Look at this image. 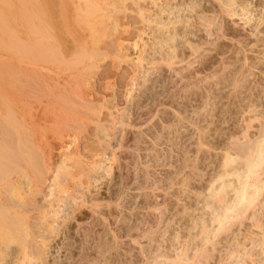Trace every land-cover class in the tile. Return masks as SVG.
<instances>
[{
    "label": "rangeland",
    "instance_id": "374dc122",
    "mask_svg": "<svg viewBox=\"0 0 264 264\" xmlns=\"http://www.w3.org/2000/svg\"><path fill=\"white\" fill-rule=\"evenodd\" d=\"M31 1L25 0L24 3H29L26 5L21 4L20 0H0V26L5 28L9 35L3 34L0 27V96L7 95L11 102L7 109L16 108L19 110L15 109L18 114L24 112L20 115L24 116L23 119L28 116L24 114L31 112L30 114L34 115L32 117L29 114L28 119L23 120L27 126L26 124V127L21 126L25 129L29 128L28 123H32V126L33 123L38 124L40 131L37 132L40 134L42 132V135L44 133L48 137L51 149L50 157L45 156V159H48L47 166L45 163L43 165L46 166L44 177L49 179L47 181L52 183V186L47 181L42 184L43 191L37 197V200H40L38 204L40 207L34 212L38 217L36 216L35 223L31 225L33 229L30 227L33 237L35 236L34 240L38 241L37 245L40 246L39 251H43L41 253L43 257L32 258L30 264H198L201 260L203 262L200 264H241L245 255L242 256L243 252H240L242 247L238 246L236 249L237 244L234 245L233 241L236 242L238 239L237 242L240 241L238 243L243 242L242 235L245 233L242 232L249 222L247 219L243 220V226L233 223L232 227L228 229L226 227L227 230L223 229V232L219 230L214 236L213 227L216 223L213 222L210 212L215 211L218 205L215 203L213 205L212 203L216 201L211 202L210 198L208 203L207 198L212 187L207 186L214 183H211V179H215L217 174L220 152L215 153L211 146L220 145L224 132H230L237 124L239 110L243 106L251 105L256 114L264 115V0H235V6L232 5L230 7L232 9L229 8L228 11H232L231 13L234 11L239 15L231 18L228 11L229 16L222 15L219 10L221 15L218 14L217 2L212 0H173L174 2L171 0V3H168L171 10L167 9L169 6L166 5L167 8L165 6L166 9L163 11L170 15L162 13L160 15L162 21L167 23L171 17L174 20L172 16L174 12L170 13L174 9L176 13L178 12V15L175 13L177 17L185 15L183 18H186L196 14L192 12H198L196 15L205 20L195 19L193 16L192 26L190 21L185 27L183 22H179L180 25L169 24L170 28L172 25H174L172 28L179 26L175 28L176 31L165 26L163 30L162 24H158L157 28L156 23L152 22V25L149 24L147 27L153 26V31L151 28H149L151 31L145 29L146 35H139L142 39L134 35L133 40L123 43V50L118 48L116 50L113 47L115 51H121L124 57H117L111 49L108 53L111 55L107 54L103 56L105 58L98 59L96 65H91L84 72L86 81L79 82L78 93L84 94L82 98L84 97L85 102H90L88 104L93 107L90 111L94 110L97 117L76 115L72 111L74 109L70 108L69 111L64 106V109L60 108L62 106L53 105V101L47 103L46 96H39L44 102L35 97L39 99L36 102V99L25 95L27 84L23 81H27V76H32L41 66L34 58L32 49L35 37L30 24L36 18L34 14H37V10L34 9L37 8L32 5L34 1L33 3ZM43 1L41 8L45 13L41 12L40 15L42 14V21L46 24L49 23L47 17L52 15L49 14L52 11L47 12L51 10L48 7L52 4L51 0H48L49 3L47 0ZM145 1L141 3L147 5L148 2ZM151 2L150 0V7L148 5L146 7L148 10H144L148 13L144 12L145 15L160 9L152 6ZM44 3H48V6L46 7ZM191 3L198 4L199 7L195 6L199 10L193 11L196 7L192 5L193 9L190 8ZM24 5L33 7V10L29 8L26 10L27 13L25 12L30 17L33 11V19L22 15ZM188 7L192 11L187 12ZM57 14L58 11L56 19ZM54 15L55 13L52 15L53 20ZM196 20L198 22H195ZM42 21L40 20L41 23ZM45 24L44 27L49 26ZM56 28L59 29L58 26ZM77 28H80L79 25ZM217 28L221 30V32L218 30L220 33L216 31ZM158 29L159 34L155 35ZM215 31L220 35L222 32V35L226 33V36L220 38ZM152 32L155 33L152 35ZM168 32L176 34L173 45L171 44L173 48L171 46L169 48L171 41L167 42L173 34ZM56 33L60 34L56 35L59 38V40L56 38L57 42L62 38L63 42L67 43L66 36L71 37L68 33L64 35L62 31ZM154 35H161L165 39L167 35V39L164 41L157 36L156 38L162 42L157 41ZM17 42L25 47V51L28 49L27 53L20 49L21 52H17L16 48L10 51L4 48L7 44L14 45ZM63 42L59 43L64 46ZM48 46L47 44L46 47ZM43 62L48 70L43 71L42 65L41 73L46 71L48 75H54L62 69V65H58L57 62L56 64L51 62V65L50 62L46 64V60L42 61V64ZM30 102L33 103L32 106H29ZM6 106L4 105V108ZM53 107L59 112L54 110L57 115L52 119L51 114L55 113L51 112ZM28 108L34 110L29 111ZM47 115H50L49 119H44ZM81 117L84 126L77 122ZM70 118H73L74 122ZM42 120L50 124H42L44 123ZM75 121L78 125L70 127ZM20 122L22 123V119ZM20 124L18 122L17 125ZM198 128L202 129L203 136L205 139L208 138L206 143L209 141L210 145L208 142V146L207 144L199 146ZM56 131L62 132V139L57 138ZM51 138L54 140L50 141ZM75 152L78 154L74 157L71 154ZM67 154L73 156L67 159L72 163L66 160ZM73 158H76L74 159L76 162L79 160L78 163L72 161ZM78 164L80 165L77 166ZM76 166L81 169H79L81 173L78 172L76 177L74 175L69 183L65 181L68 188L60 194L57 185L60 183L64 185L63 175L71 172L70 169L78 171ZM217 182L213 186L216 187L220 183ZM261 198L262 196L259 197ZM255 210L257 214L258 207ZM262 210L264 212V208ZM203 225L208 228L202 227ZM207 231L211 234L208 235L210 238L206 237ZM204 237L208 241L202 240ZM203 241L206 243L203 244ZM16 246L12 245V249L17 248ZM233 247L236 248L232 252L230 249ZM256 249H251L252 255H255L252 256L254 260L252 264H260L261 260L264 263V246ZM239 259L242 260L241 263ZM245 260L243 263L248 264L249 259Z\"/></svg>",
    "mask_w": 264,
    "mask_h": 264
},
{
    "label": "bare ground",
    "instance_id": "6f19581e",
    "mask_svg": "<svg viewBox=\"0 0 264 264\" xmlns=\"http://www.w3.org/2000/svg\"><path fill=\"white\" fill-rule=\"evenodd\" d=\"M20 1H21V4H23L25 0L24 1L20 0ZM33 1H34V3H36V5H34ZM42 1L43 0H37V1L32 0L31 1L33 3L32 5L37 8V9H34V10H37V14H34V12L31 11L32 16L34 14V15H36L34 17H36V18H35V20H32V23H34V25H32V23L30 24L32 26V33L34 34V37H35V39H34L35 42L33 43L34 48H32L34 58H36L38 64L40 63L41 66L43 65V67H44V68H42L43 71L48 70L44 66L45 62H43V64H42V61H45V60H46V64L48 62H50V65H51V62H55V64L57 62L58 65L61 64L62 69L61 70L59 69L60 72L58 70V73H54V75H50V74L48 75V72H46V71H45L46 73L45 72L41 73V71H40L41 66H39L40 64L39 65L37 64V67L38 66L39 67L34 72V74L32 76H29V77L27 76V78H26L27 81H25L23 79L24 80L23 82L24 83L26 82V84H27V86L25 88L26 89L25 95H27V97H29V96L32 97L34 100L36 99L35 100L36 102L39 99H40V101L42 100V98H39V96H46L47 99L45 101L47 103H51L53 101L52 102L53 105L54 104L55 105L60 104V106H62V107H60V106H58V107L63 108V106H64V108H66L69 111H70V108L74 109V110H72L75 112V113L73 112L74 114L82 115V116H86V117L88 115L89 116L91 115L92 117H94V115L96 116V114H95L96 112L94 110L90 111L93 107L88 104L90 102H88V103L85 102L86 100L83 99L84 97L82 98L83 93H81V92L78 93V90L80 91V88H79L80 86H78V85H79V82L82 83V82L86 81L85 76H84V72L91 65H96L97 64L96 61L98 59H100L103 56H106L110 52V50L113 49V47H115L114 49L118 48V50L122 49L123 45H124L123 43L133 40L132 38L134 35L137 38L139 37V35L140 36L142 34L146 35V34H144V32H146L147 28L148 29L151 28V30L153 28V26L147 27V26H149V24L152 25V22L156 23L155 24L156 27L158 26V24H160V25L162 24L161 26H163L162 28L164 30L166 27L170 28L169 24L177 23V25H178L179 22H183L184 27H185L186 23H188L190 21L191 26H192V25H194L193 24L194 20L191 21L193 16L195 17V19L202 18L200 15H198V16L196 15V14H198V12H192V13H196L195 14L196 16L193 15V16L183 18V17H185V15H180L181 17L180 16L177 17L176 15H178V12L176 13V11H174L175 10L174 9L173 11H170L171 14H172V12H174L173 13L174 15L172 14V16H174V20H172L173 17H171V20H167V21H169L167 23L162 21L160 19V15L167 8L166 5L169 6V4L171 3L170 2L171 0H158V1L157 0H151L152 2L150 4L152 6L154 5V6H157V8L158 7L160 8L158 11L156 9L154 11L155 13L154 12H152V14L149 13V15H152V16L154 14H156L155 16H153V18H152V16L150 17L149 15H145L146 11H144V10H148L146 8L147 5L150 7V5H149L150 0H147V1H145V0H51L52 5L50 7H48V8H51V10H49L47 12L49 13L50 11H52L51 13H49L52 15L55 13V15H54V20H55L56 19L55 18L56 13L58 11V14H57L58 18L57 19H59V20L57 21V19H56V22H55L52 18L53 16L50 15V17H47V18H49L48 19L49 23L46 20L47 23L45 24L42 21L43 20V17H41L42 14L40 15V13L43 12L42 11L43 9L41 8ZM141 1H145L146 3L147 2L148 3H147V5L144 4L145 5V7H144V5L141 3ZM177 1H179V0H177ZM213 1L217 2V11L216 12L218 14L222 13V15L227 14L228 9L230 7H232V5L235 4V0H212V2ZM43 2H45V0ZM47 2H48V0H47ZM26 3H24V4H26ZM48 3L47 4L44 3L46 5V7L48 6ZM163 3L165 5H163ZM192 3H191V7H190V5H188L190 8H192L193 6L196 5V4L193 5ZM181 4H183V2ZM236 4H238V3H236ZM26 5H29V3ZM32 5H30V6H32ZM175 5H176V3H175ZM165 6H166V8H165ZM184 6H186V5L184 4ZM218 6H219V8H218ZM26 7L27 6H25L24 9ZM198 7H199V5H198ZM29 8H30V10H33V7L32 8L27 7L25 9V11H24V9H23V11L22 10H20V11H22L23 16L25 15L24 17L27 16L28 19H33V17L31 15H30V17H29V14L26 15V13H27L26 10ZM155 8L156 7H154V8L152 7V9H155ZM190 8L187 10L185 8L184 9L188 12V10L189 11L191 10ZM59 9H60V12H59ZM167 9L171 10L170 6ZM230 9H232V8H230ZM195 10H197V7L193 11H195ZM201 10H203V8ZM218 10L220 13L218 12ZM240 10H242V9H240ZM28 12H29V10H28ZM231 12L232 11H228V14ZM43 13H45V11ZM165 13H168V12L166 11ZM165 13H163V14H165ZM175 13H176V15H175ZM189 13H191V12H189ZM201 13H202V11H201ZM146 14H148V13H146ZM169 15H168V19H170ZM234 15L238 16L239 14L237 15L233 11V13H231V16H229V15L228 16L231 18L232 16L234 17ZM39 17H41V18H39ZM36 20H37V22H35ZM40 20L43 23H41ZM202 20L204 21L205 18L204 19L202 18ZM195 22H198V20H196ZM220 22L223 23V21H220ZM154 23H153V25H154ZM44 24L45 25L48 24L49 26L44 27L43 26ZM180 24L181 23H179V25ZM0 25H1V22H0ZM78 25L80 27L79 29L77 28ZM174 25H172L170 29L176 31L175 28H177L179 26L172 28ZM220 25H223V24H220ZM224 25H225V23H224ZM57 26L59 27V29L56 28ZM164 26H165V28H164ZM156 27H154V28H156ZM188 27H190V25ZM44 28L45 29L48 28V30L47 29L45 30ZM220 28H221V26H220ZM4 29H3V27H1V31L3 32V34L8 35L7 31ZM159 29L157 30V33H155L156 31L152 32V35H153V33H155V35L159 34L158 33ZM222 29H224V28L222 27ZM44 30H45V33H47L46 31H48L47 35L44 33ZM58 30L62 31L63 34L68 33L71 36V37H69L68 35L66 36V38L68 39L67 40L65 38L67 40L66 41L67 43L63 42L62 38L60 37L61 41L64 43V46L68 45L67 47L66 46L64 47L61 43H59L61 41L57 42L56 38L58 40H59V38L56 37V35L57 36L60 35V34L58 35L56 33V32H59ZM167 30L168 29H166V32H167ZM172 30H171V32H173ZM218 30L221 32V30L219 28H217L216 31H218ZM71 31H75V33L71 32ZM223 32H224V30H223ZM223 32H222V34H223ZM161 33L164 35L163 31ZM168 33H170V32H168ZM219 33H217V34H219ZM170 34H169V37L173 34V36H171L170 38L168 37L170 40L167 39V35H166L167 42L171 41V42H169V48H170V46L172 47L173 39L176 36L175 32L172 33L171 35ZM211 34L212 33H210V35ZM222 34L221 35L219 34L220 38H221V36H222V38L224 36H226V33L224 35H222ZM64 35H66V34H64ZM148 35H151V34H148ZM155 35H154V37L156 38L158 35L157 36H155ZM154 37H152V38H154ZM160 37H161V35H159L157 38L161 39L162 37L161 38ZM220 38H218V39H220ZM45 39H46V41L48 39V41H47L48 43L45 41ZM138 39H142V38L139 37ZM158 39H157V41L162 42V40H158ZM162 39L164 41L166 40L165 38H162ZM229 40H230V38H229ZM152 42H153V40H152ZM161 42H159V43H161ZM43 43H47L49 46L46 47L47 44H43ZM154 43L156 46V42H154ZM159 43L157 42V44H159ZM162 44L164 46V43H162ZM165 44H166V42H165ZM59 45H61V46H59ZM135 45H137L136 42H135ZM133 46H134V44H133ZM144 46H146V45H144ZM167 46H168V44H167ZM5 47L8 51L12 50V48H16L18 50L17 52H21L20 50H22L23 52L25 51L24 50L25 47H23L21 44H18V42L14 43V45L7 44L4 46V48ZM151 47H152V45H151ZM227 50H228V48H227ZM64 51H65V53H64ZM114 52L113 53L116 54L117 57H119V56L121 58L124 57V54H121V51H115L114 50ZM118 52H120V53H118ZM169 53H170V51H169ZM164 54H165V52H164ZM108 55H111V54H108ZM160 56H162V55H160ZM172 56H174V55H172ZM168 57L170 58L171 54H170V56L168 55ZM186 57H188V56H186ZM103 58H105V57H103ZM168 61H170V60H168ZM179 64H181V63H179ZM61 65L58 66V68L61 67ZM49 69H50V67H49ZM50 72L52 73L51 69H50ZM198 75H199V73H198ZM239 77H238V79H239ZM193 78H194V76H193ZM221 78H222V76H221ZM184 79H185V77H184ZM226 81H228V80L226 79ZM224 90H225V88H224ZM234 92H236V91H234ZM80 93H81V95H80ZM83 96H84V94H83ZM35 97H38L39 99L35 98ZM54 101H55V103H54ZM31 102H33V101H31ZM9 103H11V102H10V99H8L7 95L0 96V264H30L31 263L30 260L32 258L43 257V254H41V253H43V251L42 252L39 251L40 246L37 245L38 241L36 242V240H34L35 236L33 237V232L31 231V228L33 229V227H31V225L35 223L34 220L37 219V217H38L36 214L34 215V212L38 211L39 207H40V206L38 207L40 200L38 201L37 197L40 196L39 194H41V191H43L42 190V184H45L44 182H46L48 179V178L46 179L45 178L46 176L44 175L45 170H46L45 167L47 166V164H46L47 158L45 159V156L48 157L50 155L51 149H50V143L48 141V137L45 136L44 133L42 135V132L40 134V132H39L40 129L38 128V126H39L38 124L34 125V123H33V126H32L31 125L32 123H28V124H30L29 128L28 127L25 129L22 128L23 126H25V124L27 126V123L23 122V120L26 121V118L31 113V112L29 113V111L34 110V109L28 108L29 114H24V115H28V116H26V118L23 119L24 116L20 117V115H22L24 112L21 114H18L19 112L16 113V111H19V110L16 108L10 107V109H7L10 106ZM33 103H31V105H29V106H32ZM4 105L5 106L8 105V106H6L4 108ZM41 106H43V105H41ZM46 107L48 108V106H46ZM251 107H252L251 105L243 106L239 110V118H238L237 124L232 127L230 132H226V133L224 132L223 138L220 139V140H222V143L220 145H215V146L212 145L211 146L212 150L214 149L216 151L215 153H217V151H220L219 152L220 156L218 155V157H219V159L217 161L218 170L216 169L217 174L215 176V179L212 177H211L212 179L211 178L210 179L212 180L211 183H213V182L216 183L217 181H218L217 183H219V182L220 183L218 185L216 184L217 185L216 187L213 186V185H215L214 183H213V185L209 184L207 186L209 188L212 187L211 191H209L210 193L208 195L207 201H209V198H210V199H212L211 202L216 201L218 203V204H216V202L212 203L213 205L215 203V205H218V207L216 206L217 208L215 210V206H214L213 208L215 211L211 210L213 212H210V214L212 213L211 216H213V219H212L213 222L216 223V225L213 223L215 225L213 227V228H215L214 234L216 232H219V230H222V232H223V229H224L226 231L228 229V227L230 228V226L233 223H237L235 225H242L243 220H245V219L248 220L249 223H248L245 231L242 232L243 234L245 233L244 236L242 235V237H243L242 241L243 242L238 243L240 241L237 242L238 239L235 238L236 242L233 241V243H235L234 245L237 244V248L233 247L234 249L231 248L230 250L235 251V248L238 249V246H241L242 251H240V252H243L242 256H244V255L246 256V257L244 256V260L242 258L243 262H245L246 261L245 259L247 258V260L249 259V262L252 264L254 261V260H252V256H255V255H252L251 249H254V248L260 249L261 247L264 246V230H263L264 229V212L262 210L264 208V115H262L263 113H260L263 116L262 117L259 113L256 114L254 112L255 110H252ZM32 108H34V107H32ZM15 109H16V111H15ZM44 110H47V109L44 108ZM51 110H52L51 112H53L54 110H56V108L51 109ZM41 111H40V113L43 112V111L42 112ZM56 111L59 112L58 110H56ZM56 111H54L55 113L53 115L51 114L52 119L55 115H57ZM70 114L74 115L72 113H70ZM30 115L32 117L34 116L33 114H30ZM62 115H64V114H62ZM71 115H69V117ZM49 116L47 115V118L44 116L45 117L44 119H49ZM32 117H30L31 120H33ZM58 117H59V115H58ZM66 117H68V116H66ZM21 119H22V123L20 122ZM52 119L50 118V121ZM42 121L44 122V120H42ZM64 121L68 122V120H64ZM71 121H73V118L71 119ZM79 121L77 119V122L79 124L81 123L80 125H83L82 117H81V120H79ZM18 122H19V124L20 123L21 124L17 125ZM27 122H28V120H27ZM70 122H69V124H70ZM77 122L75 121V123L70 124V127H72V126L74 127L75 126L74 124L78 125ZM93 122H95V121H93ZM46 123L44 122L42 124H46ZM63 124H65V123H63ZM21 125H23V126H21ZM59 125H60V123H59ZM37 130H39L38 131L39 133L37 132ZM197 130H198V132H197L198 139L197 140H198L199 146H203V144L204 145L207 144L209 141L206 143L208 138L205 139V137L203 136L204 132L202 131V129L198 128ZM221 130H223V128ZM46 131L47 130H45V132ZM57 131H56V134L58 133L57 138L62 139L63 138L62 132L60 131V133H59ZM53 138H55V137H53ZM53 138H51L49 140L52 141ZM212 142H211V144H213ZM208 144L210 145V142ZM208 144H207V146H208ZM77 152H75V154L74 153H72V154L70 153V154L75 157L76 154H78ZM208 152H209V150H208ZM70 154H67L68 156H67L66 160L70 159V157H71ZM92 157H94V156L92 155ZM89 158H90V156H89ZM216 158H217V155H216ZM74 159H76V158H73V160L72 159L71 160L76 162V160H74ZM78 161L76 163H78ZM47 162H48V159H47ZM69 162H71V161H68V163ZM44 163L46 164V166H44L45 165ZM79 165L80 164H78L77 166H79ZM67 166L69 167L70 165H67ZM47 169H48V167H47ZM79 169L80 168H78V171L75 170L76 172L72 171L71 169H70L71 172H66V175H63V177H65L64 183H65V181H67V183H69V180H72L71 178L74 175H75L74 177H76V175L80 174L81 172H79ZM67 171H69V170L67 169ZM83 173H84V170H83ZM211 180H209V182ZM48 181H49V179H48ZM56 183H58V182H56ZM48 184H50V186H52L51 185L52 183L48 182ZM64 185H63V183H60L57 185L60 194L64 193L66 191V188H68V187H66L68 184H66L65 186ZM260 196H262L261 199H259ZM56 201H57V199H56ZM208 203H210V201ZM43 206H45V205H43ZM256 207H258L257 214H255L256 213V210H255ZM30 220H32V221H30ZM202 227H204V225ZM205 227H207V226L205 225ZM226 227H227V229H225ZM255 229L259 230V231H256ZM205 230H207V229H205ZM211 231H213V230H211ZM205 234H206V232H205ZM203 235H204V233H203ZM206 235H205L206 237H209L208 235H211V234H209L207 231ZM212 235H213V233H212ZM216 235L217 234H215L214 236H216ZM204 238L202 240L208 241L207 238H205V239ZM205 241H203L204 242L203 244L206 243ZM14 244H15V246L17 245L16 246L17 248H15L13 250L12 245H14ZM199 246H201V245H199ZM201 251H202V249H201ZM182 255H184V254H182ZM181 257H183V256H181ZM7 258H8V260H7ZM185 259H187V258H185ZM185 259H183V260L181 259V260L184 261ZM34 260H38V259H34ZM42 260H43V258H42ZM187 260H189V258ZM242 260L240 261V259H239V262L241 263ZM197 261H199V259H197ZM201 261L203 262V260H201ZM201 261H199V262L202 263ZM249 262H248V264H250ZM261 262H262V260H261ZM261 262H260V264H264L263 262L262 263ZM200 263H198V264H200Z\"/></svg>",
    "mask_w": 264,
    "mask_h": 264
}]
</instances>
